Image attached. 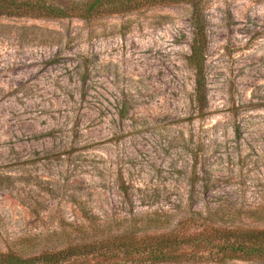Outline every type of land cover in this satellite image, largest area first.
<instances>
[{"label": "rangeland", "instance_id": "obj_1", "mask_svg": "<svg viewBox=\"0 0 264 264\" xmlns=\"http://www.w3.org/2000/svg\"><path fill=\"white\" fill-rule=\"evenodd\" d=\"M201 4L203 104L189 3L0 15V251L108 237L68 264H264L211 238L264 227V0ZM197 233L163 259L127 252L131 235Z\"/></svg>", "mask_w": 264, "mask_h": 264}, {"label": "trees", "instance_id": "obj_2", "mask_svg": "<svg viewBox=\"0 0 264 264\" xmlns=\"http://www.w3.org/2000/svg\"><path fill=\"white\" fill-rule=\"evenodd\" d=\"M67 0H0V15L24 16L32 18L80 17L88 19L103 14H119L142 7L170 5L180 2L189 3L192 8L194 36L190 52L186 57L187 64L194 72L195 100L203 104L205 100L204 55L206 48L205 26L202 19V0H80L69 3ZM261 218L258 215H252ZM214 230V229H213ZM213 242H222L228 252L237 257H260L264 259V227L241 226L214 230ZM202 233L187 236L167 234L129 237V245L135 243L136 249L127 252L155 254L154 258L163 259L165 252L172 246L201 240ZM179 238V239H178ZM63 240V239H62ZM68 240V239H67ZM64 241V240H63ZM108 237H99L78 243H65L59 249L38 251L35 254L0 251V264H68L76 256H87L92 253H103L109 247ZM124 250L127 248L124 245Z\"/></svg>", "mask_w": 264, "mask_h": 264}]
</instances>
